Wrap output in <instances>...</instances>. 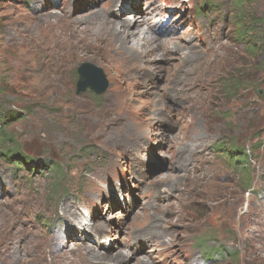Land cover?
Here are the masks:
<instances>
[{"label": "rangeland", "instance_id": "374dc122", "mask_svg": "<svg viewBox=\"0 0 264 264\" xmlns=\"http://www.w3.org/2000/svg\"><path fill=\"white\" fill-rule=\"evenodd\" d=\"M235 1L0 0V264H109L119 250L134 256L121 264H264V65ZM242 1L264 45V0ZM144 15L185 50L132 79L130 60L93 54L77 29ZM84 62L104 70L102 94L77 92ZM224 147L247 150L250 183Z\"/></svg>", "mask_w": 264, "mask_h": 264}, {"label": "bare ground", "instance_id": "6f19581e", "mask_svg": "<svg viewBox=\"0 0 264 264\" xmlns=\"http://www.w3.org/2000/svg\"><path fill=\"white\" fill-rule=\"evenodd\" d=\"M125 9L127 10L130 9L133 11L136 10V8L131 6H127L125 7ZM99 15H103V14L99 13ZM136 18L137 17H134L133 19ZM155 19H156L155 16L149 15L146 17L144 15L143 19L140 18L135 20L133 26H130V24L127 21H120L118 23L107 22L105 23L107 26L103 24L101 26L102 28L100 27L101 28L100 30L96 29L94 31H91L90 29H85L84 27L81 28V26L80 27L77 26V29H80L81 31L88 33L87 34L88 36H85V38L87 37L89 46L92 47V49H94L93 54H95L96 53L95 51L98 50L100 51L99 56H101L102 58L104 57L110 59L111 56L109 55V52H111L115 54V56L113 57L114 61L119 59H123V60L125 59L127 61L130 60L131 64H133L132 70L128 71L127 73L123 71L121 77L124 78L126 74V78L132 79L135 78L137 75L136 72L134 71L142 70L145 67L144 63L150 62L153 59L157 58L158 52L161 49L164 50L173 49L177 54H180L182 50H185L184 46H181V44L179 45L177 43L174 44L175 40H172L169 37L160 38L158 33H156L155 30L152 29L151 26L152 24L150 23L151 21H154L153 24H155L156 23ZM105 20L108 19L105 17ZM145 26L148 27L145 28ZM107 33L113 35L111 39L109 38V35ZM162 34H166V33L163 32ZM114 38L118 42V44L114 42ZM177 101L178 103L182 102L180 98L177 99ZM66 209H69L68 210L69 213L72 212L70 206H66ZM126 255L128 257L131 256V252L119 250L117 254L110 260L109 264L123 263V261H125ZM93 256L94 258L97 259V261L101 260V262L105 261V259L106 260L109 259L107 255H102L99 252L94 253V251H93ZM132 257L134 256L132 255L131 258ZM146 258L147 257L138 259L135 264H151V262Z\"/></svg>", "mask_w": 264, "mask_h": 264}, {"label": "trees", "instance_id": "16d2710c", "mask_svg": "<svg viewBox=\"0 0 264 264\" xmlns=\"http://www.w3.org/2000/svg\"><path fill=\"white\" fill-rule=\"evenodd\" d=\"M236 8L235 11L237 13V16L239 18V20L237 21V36L239 38V40L241 41L244 50H246L247 52H249L252 56L254 57H260V55L263 56L262 60V66L264 65V45L260 43L259 38L256 37L255 35H252V32L254 31V23L249 22V23H245L244 22V15L246 14V9L243 6L244 2L242 0H236ZM250 17L252 19L253 22H256V20H262V17H257L255 14L251 13ZM264 67V66H263ZM242 76V75H241ZM253 76L250 77V80H253ZM232 79H228V81L226 83H224V88L228 91V92H236L239 91V85L238 84H242L243 78L242 77H238L235 78L234 81ZM236 80V83H234ZM245 81V79H244ZM264 97V95L262 96V98ZM263 110H264V105L262 106ZM5 117L10 116H16V118L18 117V115H16L15 113H11L10 115H4ZM3 116V118H4ZM9 120V118H7V121ZM13 120V118H12ZM6 125V120L3 119L2 121L0 120V145H2L3 143H5L9 137L10 134L7 133L5 130H3V126ZM233 145H235L234 143H231ZM242 149L240 148V150H238L236 147H231V148H223L222 149V153L226 156H228L231 161L234 163L236 162L238 165V168L242 170L243 175L247 176V181L246 183H250L251 178H250V174L249 171L247 169V166H249V153H247V150L245 151L243 149V151H241ZM23 154L20 150L17 151H11L9 153V156L11 154ZM25 156H23L25 159H30L32 162L34 161V159L30 158V156H27L25 153L23 154ZM240 157H242V161L239 159ZM28 160H23V161H16V164H28ZM30 163V162H29ZM58 167V173L57 176L59 177L60 175V166L59 164H56V167ZM219 249H216L214 252H217L218 255L223 256L224 253L222 251H218Z\"/></svg>", "mask_w": 264, "mask_h": 264}, {"label": "water", "instance_id": "95a60500", "mask_svg": "<svg viewBox=\"0 0 264 264\" xmlns=\"http://www.w3.org/2000/svg\"><path fill=\"white\" fill-rule=\"evenodd\" d=\"M77 71L79 74L77 81L78 93L90 88L95 93L102 94L108 88L109 82L101 67L90 62H84L78 67Z\"/></svg>", "mask_w": 264, "mask_h": 264}]
</instances>
